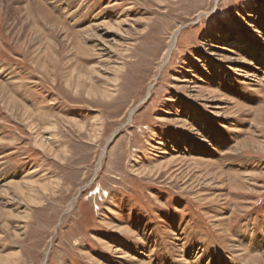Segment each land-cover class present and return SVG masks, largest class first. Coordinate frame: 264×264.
<instances>
[{
    "label": "rangeland",
    "instance_id": "1",
    "mask_svg": "<svg viewBox=\"0 0 264 264\" xmlns=\"http://www.w3.org/2000/svg\"><path fill=\"white\" fill-rule=\"evenodd\" d=\"M0 93V264H264V0H0Z\"/></svg>",
    "mask_w": 264,
    "mask_h": 264
},
{
    "label": "bare ground",
    "instance_id": "2",
    "mask_svg": "<svg viewBox=\"0 0 264 264\" xmlns=\"http://www.w3.org/2000/svg\"><path fill=\"white\" fill-rule=\"evenodd\" d=\"M26 10V9H25ZM26 12V11H25ZM27 13V12H26ZM28 14V13H27ZM80 15V14H79ZM69 16V15H68ZM71 16V15H70ZM29 17V16H28ZM76 17V16H75ZM17 18V17H16ZM19 18H21V17H19ZM70 18V17H69ZM80 18V17H79ZM25 19H27V18H25ZM29 19V18H28ZM33 19V18H32ZM14 20H15V18H14ZM30 20H31V18H30ZM75 20H79L78 18L77 19H75ZM16 21V20H15ZM34 22V21H33ZM126 22V21H125ZM26 24H29V28H28V33L30 34V35H32V38H29L28 36V39H30L29 41L30 42H35V38L34 37H36L37 39H40L41 37H42V35L40 34V31H39V28L36 26V25H34L35 23H32L31 24V22L29 23L28 21H27V23ZM31 24V25H30ZM96 24V23H95ZM104 24V23H103ZM121 24V23H120ZM97 26H102V24H100V25H97ZM117 26V25H116ZM103 27V26H102ZM109 27V26H108ZM22 28H24V27H22ZM62 29V28H61ZM95 29H96V26H91V27H87L86 29H84V31L86 32V33H88V32H93V31H95ZM93 30V31H92ZM107 30V29H106ZM105 30V31H106ZM82 32V31H81ZM82 33H84V32H82ZM97 33V32H96ZM110 33V32H109ZM178 33H179V31H177L176 33H174V35L172 36V44L170 45V47L166 50V52L164 53V56H165V58H166V61H169V59H171V55H172V52H173V50H174V48H175V46H176V43H177V38H178ZM86 35V34H85ZM34 36V37H33ZM100 37V36H99ZM36 39V40H37ZM43 39H44V37H43ZM43 41H45V42H41V45L40 46H43V44L44 43H48V40H46V39H44ZM37 42V41H36ZM39 48V47H38ZM40 50V49H39ZM48 50V49H47ZM47 50H46V52H47ZM41 51V50H40ZM239 58V57H238ZM165 61V62H166ZM234 61H235V59H234ZM240 61V60H239ZM243 63V62H242ZM121 68V67H120ZM236 68V67H235ZM237 71H238V69H237ZM244 71V70H243ZM239 73V72H238ZM244 73H245V71H244ZM240 75H241V73H240ZM252 76V74H248L247 75V78H250ZM253 78V77H252ZM180 84H185V83H188L189 82V84H194V81H191V80H188V79H178L177 80ZM184 88H186V89H190V93H194V92H197V86H193V87H177V89L178 90H182V89H184ZM199 91V90H198ZM199 92H201V91H199ZM1 94V93H0ZM203 95V93H200V95ZM264 94V93H263ZM2 95V94H1ZM201 95V96H202ZM217 95V94H216ZM204 96V95H203ZM202 96V97H203ZM206 96L208 97V95L206 94ZM210 97H211V95H209ZM199 96H197L196 98H198ZM201 97V98H202ZM220 97V96H219ZM4 99V98H3ZM220 99V98H219ZM219 99L217 98V96H216V99H212V97H211V99H208V98H205L204 99V97H203V99L202 100H204V101H207L208 103H210V108H212V109H214V110H216L215 112V114L216 115H221L222 116V114H223V112H225V110L227 109V107L226 106H224L223 104H220L219 102H223V101H225V100H222V101H219ZM221 100V99H220ZM7 102H10V104H9V107L13 104V106L14 105H16V104H19V103H16V102H12V101H7ZM226 104V103H225ZM230 106V105H229ZM243 106V105H242ZM231 107V106H230ZM229 107V108H230ZM247 107V106H246ZM232 109H234V108H232ZM236 110H237V108H235ZM241 110H243V109H241ZM240 110V111H241ZM223 111V112H222ZM228 113V112H227ZM231 114H233V113H231ZM236 114V113H235ZM228 115V114H227ZM232 118H233V116H231ZM230 117V118H231ZM225 118V117H224ZM161 121L162 120H164V119H160ZM175 122H177V123H179V125L177 126L178 128H181V129H183L184 131H185V133L186 132H191V129H190V127L189 126H191V128L192 127H194V125H193V123L191 122V123H189L188 122V120H182V119H176V120H174ZM188 132V133H189ZM111 141V140H110ZM243 141V140H242ZM246 142H247V139L245 140ZM162 143L161 142H159L157 145V147H153V149H154V152L157 154V156H158V154H161V155H164V154H167V152L165 151V150H163V149H161V147L159 146V145H161ZM237 146V145H236ZM231 153V152H230ZM232 156V155H231ZM236 156V155H235ZM182 157V156H181ZM230 157V156H229ZM186 158H189V156H185L184 158H180L179 156L178 157H174V156H170V157H167V158H165V157H162L161 159H162V162H161V164L159 165L160 166V168L162 169V168H170V169H172L173 167H175L176 169H175V171H177V172H179V175L182 173V167H181V165L185 162L184 160H187ZM193 157H190V159H188V161L190 162H195V164H201V163H205V164H207V165H209V166H211V167H213V166H215V164H213V163H211V162H209V160L208 161H202V160H196V159H192ZM195 158V157H194ZM184 159V160H183ZM232 161V160H231ZM230 161V162H231ZM229 165V164H228ZM178 168V169H177ZM182 170V171H181ZM1 171V170H0ZM221 172V171H220ZM221 174V173H220ZM211 175H213L214 176V178H218V175L217 174H210V176ZM173 176V175H172ZM226 178V177H225ZM0 179H2L1 178V176H0ZM25 182V181H24ZM18 183V182H17ZM13 184V183H12ZM10 185V184H9ZM8 185V183H7V185L5 184V186H9ZM29 185V184H28ZM184 185H191L192 186V188L193 189H196V187H193V185H192V183L191 184H188V182H185L184 183ZM20 187V186H19ZM185 188H188V186H186ZM191 188V187H190ZM220 199V198H219ZM224 229V228H223ZM118 231H119V234L120 235H122L123 236V233H130V231L128 230V229H126L125 227H121V228H119L118 229ZM243 236H245V235H243ZM186 238V237H185ZM187 239V238H186ZM244 239H242V241H243ZM189 241V240H188ZM242 241H241V243H242ZM245 242V241H244ZM248 242V241H247ZM246 242V243H247ZM239 244H240V242H238ZM187 244V243H186ZM248 244V243H247ZM190 245V244H189ZM246 245V244H245ZM256 245H257V243H256ZM232 246V245H231ZM244 246V245H243ZM118 247V246H117ZM116 246L114 247V246H112V248H110L111 250H112V253H114V254H119V253H121L122 252V250L120 249V248H117ZM198 247V246H197ZM258 247H259V245H258ZM187 248V247H186ZM191 248V247H190ZM190 248H189V251L188 252H190ZM202 248V247H201ZM204 248V247H203ZM231 248V247H230ZM233 248H234V246H233ZM232 248V249H233ZM239 248V247H238ZM261 248V247H260ZM242 249V248H241ZM247 250V249H246ZM246 250H245V252H246ZM249 250V249H248ZM191 251H192V249H191ZM241 251V250H240ZM244 251V250H243ZM242 251V252H243ZM254 251V250H253ZM182 252H183V250H182ZM185 252V251H184ZM206 252V250L204 251V253ZM239 252V251H238ZM249 252V251H248ZM195 253V252H194ZM208 253V252H207ZM250 253V252H249ZM192 254V253H191ZM190 254V255H191ZM209 254V253H208ZM207 254V255H208ZM230 254H231V252H230ZM239 254V253H238ZM248 254V253H247ZM259 254V253H258ZM201 255V254H200ZM236 255V254H235ZM241 255V254H240ZM250 255V254H249ZM122 256V255H121ZM197 256V255H196ZM211 256H213V255H211ZM216 256V255H215ZM255 256V255H254ZM181 257V256H180ZM179 257V258H180ZM204 257V256H203ZM217 257V256H216ZM219 257V256H218ZM246 257H248V256H246ZM257 257V256H256ZM136 258V257H135ZM132 259L133 261H135L136 259ZM188 258V257H187ZM190 258V257H189ZM197 258V257H196ZM206 258V257H205ZM209 258V257H208ZM215 258V257H214ZM220 258V257H219ZM224 258V257H223ZM181 259V258H180ZM199 259V258H198ZM240 259H241V257H240ZM260 259V258H259ZM200 260V259H199ZM198 260V261H199ZM221 260V259H220ZM243 260V259H242ZM246 260H248L247 258H246ZM246 260H245V262H246ZM249 260H250V258H249ZM223 261V260H222ZM143 262L144 261H141V263L143 264ZM187 262V261H186ZM186 262H185V264H186ZM192 262H193V260H192ZM223 263V262H222ZM224 263H225V261H224ZM190 264V263H189ZM192 264V263H191ZM217 264V263H216ZM219 264V263H218ZM246 264V263H245ZM250 264H263L262 262H260V260H258V259H254V260H252L251 262H250Z\"/></svg>",
    "mask_w": 264,
    "mask_h": 264
}]
</instances>
